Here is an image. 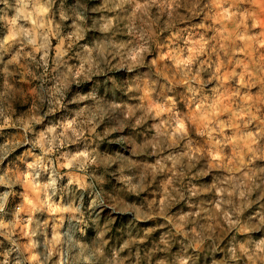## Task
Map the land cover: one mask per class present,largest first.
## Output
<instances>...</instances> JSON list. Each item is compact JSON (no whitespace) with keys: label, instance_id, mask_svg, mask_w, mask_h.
<instances>
[{"label":"clouds","instance_id":"1","mask_svg":"<svg viewBox=\"0 0 264 264\" xmlns=\"http://www.w3.org/2000/svg\"><path fill=\"white\" fill-rule=\"evenodd\" d=\"M0 264H264V0H0Z\"/></svg>","mask_w":264,"mask_h":264}]
</instances>
